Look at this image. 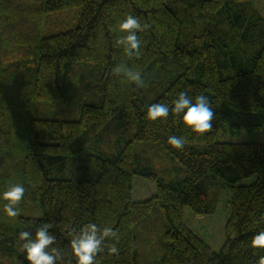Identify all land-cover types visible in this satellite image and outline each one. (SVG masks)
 <instances>
[{
  "label": "trees",
  "instance_id": "1",
  "mask_svg": "<svg viewBox=\"0 0 264 264\" xmlns=\"http://www.w3.org/2000/svg\"><path fill=\"white\" fill-rule=\"evenodd\" d=\"M76 6L73 26L42 34L49 14ZM127 14L146 25L131 58L115 45ZM118 64L138 70L143 86L114 73ZM180 91L208 97L210 130L192 133L171 113L145 118ZM40 103L75 104L78 118L38 116ZM239 112L264 114V17L247 0H0V191L25 188L17 217L0 200V264H27L18 234L44 222L63 253L58 264H75L68 232L89 222L119 237L106 239L96 264H143L135 227L155 209L158 264H258L264 247L251 241L264 232V142L217 141ZM170 135L187 137L183 150L167 144ZM134 175L153 181L154 195L134 201ZM223 188L230 215L215 252L183 209L212 213ZM112 243L118 254L108 253Z\"/></svg>",
  "mask_w": 264,
  "mask_h": 264
},
{
  "label": "clouds",
  "instance_id": "2",
  "mask_svg": "<svg viewBox=\"0 0 264 264\" xmlns=\"http://www.w3.org/2000/svg\"><path fill=\"white\" fill-rule=\"evenodd\" d=\"M146 25L131 14L125 15L115 25V31L124 33L115 40V45L121 47L123 53L131 58L139 56L141 40L137 32L143 31ZM113 72L122 75L127 81L136 86H143L144 80L138 70L128 68L124 64H118ZM179 118L181 127L192 133L202 134L213 127L214 110L206 95H189L180 91L169 103H152L145 112V118L155 121L157 118H167L169 114ZM187 142L184 135H170L167 144L180 151ZM25 193V188L20 183H14L6 190L0 191V200L6 201L3 212L8 217H17L20 210L17 207ZM50 223H41L34 231L22 230L18 234L20 240L19 251L23 254L27 264H58L63 259V253L59 248L52 247L56 237L51 233ZM68 244L71 256L75 264H96L97 253L104 250L106 239L118 240L117 232L111 227L101 228L95 223H85L79 229H71L68 232ZM254 247H264V232L257 234L251 241ZM109 254H118V248L112 243L108 249ZM258 264H264V256L259 257Z\"/></svg>",
  "mask_w": 264,
  "mask_h": 264
},
{
  "label": "rangeland",
  "instance_id": "3",
  "mask_svg": "<svg viewBox=\"0 0 264 264\" xmlns=\"http://www.w3.org/2000/svg\"><path fill=\"white\" fill-rule=\"evenodd\" d=\"M264 17V0H247ZM79 7L64 10L62 13L49 14L45 23L43 22L42 34L55 33L58 30L70 28L74 24V17L79 13ZM18 15H15V19ZM22 23L12 25L9 28L13 32L21 30ZM6 28V29H9ZM40 110L36 107V115L50 118H78L77 106L75 104H42ZM217 141L231 142H264V114H247L239 112L231 115L228 122L223 125L217 135ZM177 167V166H176ZM171 177L174 174H170ZM163 177L170 179L164 172ZM255 180V175L248 176L237 181V184L248 185ZM133 189L132 199L141 201L150 198L155 193L156 185L153 181L134 175L132 177ZM157 209L150 212L147 219L138 223L135 227L140 229L138 233V253L142 255L143 264H158L162 253L159 240L163 238V219L158 214ZM230 215L229 189L223 188L219 195L215 210L209 214H195L188 206L183 209L185 225L196 235H198L209 247L217 252L221 249L225 241V223ZM141 261V260H140Z\"/></svg>",
  "mask_w": 264,
  "mask_h": 264
}]
</instances>
